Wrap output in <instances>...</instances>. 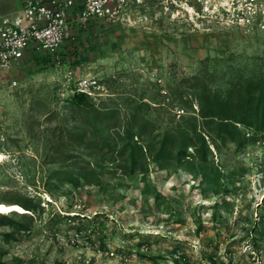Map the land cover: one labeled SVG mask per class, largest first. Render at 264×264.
Here are the masks:
<instances>
[{
	"label": "rangeland",
	"instance_id": "rangeland-1",
	"mask_svg": "<svg viewBox=\"0 0 264 264\" xmlns=\"http://www.w3.org/2000/svg\"><path fill=\"white\" fill-rule=\"evenodd\" d=\"M133 19L102 33L105 56L71 54L77 78L98 85L93 106L70 102L64 66L24 61L0 72V203H38L25 217L0 214V264H264V130L235 123V141L222 142L198 116V95L264 90V29ZM195 127L207 135L205 174L219 175L217 188L191 173L193 148L169 171L146 151L165 132ZM99 129L113 161H102ZM127 129L144 152L134 153L133 175L119 169L131 154ZM68 154L99 166L102 185L59 180Z\"/></svg>",
	"mask_w": 264,
	"mask_h": 264
},
{
	"label": "built area",
	"instance_id": "built-area-1",
	"mask_svg": "<svg viewBox=\"0 0 264 264\" xmlns=\"http://www.w3.org/2000/svg\"><path fill=\"white\" fill-rule=\"evenodd\" d=\"M20 12L0 19V72L8 71L27 52L43 55L63 66L59 50L72 40L76 28L92 18L108 23H134L136 16L155 15L171 22L198 20L220 27L264 29V0H20ZM66 92L91 98L95 81L64 73ZM14 83V82H13Z\"/></svg>",
	"mask_w": 264,
	"mask_h": 264
},
{
	"label": "trees",
	"instance_id": "trees-1",
	"mask_svg": "<svg viewBox=\"0 0 264 264\" xmlns=\"http://www.w3.org/2000/svg\"><path fill=\"white\" fill-rule=\"evenodd\" d=\"M48 63L45 61L43 63ZM46 63V64H47ZM49 64V63H48ZM251 84H247L245 87L237 86L233 91L232 96L223 100L218 94H204V99L201 95H198V116L203 121L202 129L204 127H212L213 133H215L216 138L225 142L226 139L234 142L236 139L235 133V123L242 124L245 127H251L256 132H261L264 130V90H260L256 95L250 92ZM70 102L75 106H82L85 104H90L93 106L91 98L84 94H76L70 98ZM245 105V109L239 111L241 105ZM224 105L232 106L236 109L225 110ZM255 105V106H253ZM247 108V109H246ZM236 110V112H234ZM238 110V111H237ZM234 112V113H233ZM195 119V118H194ZM100 141L99 144L102 145L103 149V159L102 161H113V154L111 136L105 134L103 129H99ZM208 133V132H207ZM204 134L201 129L197 130L196 127L192 131L187 132L182 129L175 131L165 132L162 141L160 142L157 149L148 147L146 149L151 157V161L154 162L157 169L160 171H169L176 169L179 163L187 156V149L193 148L196 153V159L200 162L196 167H193L191 171L192 174H197V180L200 185H218L219 175L216 178L213 177L209 180L205 174V169L207 167L206 157H207V147L206 140L204 139ZM122 137H125L127 142L124 146L125 150H131V154L125 164L120 166V170L123 171L124 175H133L136 171V159L134 158V153L143 152L142 147L136 143L132 144V130L127 129L121 132ZM208 135H211L210 133ZM207 136V135H206ZM212 137V136H211ZM128 148V149H127ZM107 150V152L104 151ZM107 155H111L107 160H104ZM66 166L62 167L61 176L58 174L59 180L63 179L67 183L73 185V187H78L80 183L91 186H101L103 183V170L96 164L90 161H82L80 158L74 159V157L67 155L64 159ZM102 164V162H100ZM146 164L141 163V170L146 171ZM24 210L30 213L35 212L38 203H35L34 198L25 197L16 202ZM15 213V212H12ZM18 214V213H17ZM25 217V213H20ZM5 216L0 215V224H3ZM24 226H19L17 230L21 231ZM11 235L7 234L6 237Z\"/></svg>",
	"mask_w": 264,
	"mask_h": 264
},
{
	"label": "crops",
	"instance_id": "crops-1",
	"mask_svg": "<svg viewBox=\"0 0 264 264\" xmlns=\"http://www.w3.org/2000/svg\"><path fill=\"white\" fill-rule=\"evenodd\" d=\"M20 9V0H0V19L3 17L15 16L20 12ZM116 26L117 24L115 23H108L103 20L92 18L88 21L85 27L76 28L73 39L64 42L59 50V55L61 57L63 66L65 68L75 70L74 67H71V65L74 64L72 63L71 54L75 56L73 57V61H78L80 60V57L85 55H90L95 59L105 56L104 52H106V49L111 43L107 41L108 35L107 39L103 40L102 33L105 34L109 27L110 29H114ZM97 34L98 36H96ZM24 61L39 64L48 61L50 64V61L47 57L43 55H36L31 52H27L26 55L16 64L22 63Z\"/></svg>",
	"mask_w": 264,
	"mask_h": 264
},
{
	"label": "bare ground",
	"instance_id": "bare-ground-1",
	"mask_svg": "<svg viewBox=\"0 0 264 264\" xmlns=\"http://www.w3.org/2000/svg\"><path fill=\"white\" fill-rule=\"evenodd\" d=\"M1 158L2 155L0 154V160ZM12 212L20 214V213H25L27 211L15 203H11V204L0 203V214H9Z\"/></svg>",
	"mask_w": 264,
	"mask_h": 264
}]
</instances>
